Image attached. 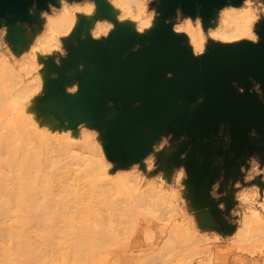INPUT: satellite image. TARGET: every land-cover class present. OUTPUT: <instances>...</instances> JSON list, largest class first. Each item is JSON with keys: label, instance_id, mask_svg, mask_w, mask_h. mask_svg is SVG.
<instances>
[{"label": "rangeland", "instance_id": "1", "mask_svg": "<svg viewBox=\"0 0 264 264\" xmlns=\"http://www.w3.org/2000/svg\"><path fill=\"white\" fill-rule=\"evenodd\" d=\"M167 5L0 14V264H264V0Z\"/></svg>", "mask_w": 264, "mask_h": 264}, {"label": "water", "instance_id": "2", "mask_svg": "<svg viewBox=\"0 0 264 264\" xmlns=\"http://www.w3.org/2000/svg\"><path fill=\"white\" fill-rule=\"evenodd\" d=\"M42 2L43 0H0V14L2 12H9L12 14H18L20 11L23 10L25 7L26 2ZM242 0H231L233 3H240ZM103 3V2H101ZM223 0H168V5L166 6L165 10H168L180 7L182 10L191 13L194 11L195 7H199L202 10L209 11L212 7L222 5ZM154 36V37H153ZM159 36V34H158ZM261 42L257 45L256 50L253 53V58L255 63L257 64V75L259 81L264 89V30L261 33ZM151 42H154L157 36L154 34L151 36ZM153 52L157 53L158 61L162 66H183L185 61L183 59L172 60L171 55H168L167 48L159 47V45H155L152 47ZM215 58L217 56L213 55Z\"/></svg>", "mask_w": 264, "mask_h": 264}, {"label": "bare ground", "instance_id": "3", "mask_svg": "<svg viewBox=\"0 0 264 264\" xmlns=\"http://www.w3.org/2000/svg\"><path fill=\"white\" fill-rule=\"evenodd\" d=\"M235 15H236V13H234V14H229V15H227V17L225 18L226 19V21H228L229 22V24H235V21H234V19L236 18L235 17ZM95 16L97 17V18H102V17H104L106 20H108V22H110L112 25H111V27L113 28V32H114V35H122L124 32H123V26H122V23L120 22V20H118L117 19V16L115 15V12H114V10H112L106 3H100V4H98L97 5V7H96V14H95ZM242 17V16H241ZM240 17V18H241ZM101 20V19H100ZM123 24H125V25H130L131 26V24H130V22H128V23H123ZM149 59V58H148ZM244 62V61H243ZM241 63V62H240ZM239 63V64H240ZM238 64V63H237ZM237 64H236V66H237ZM232 65V64H231ZM245 65H246V63H245ZM240 66H242V65H240ZM233 67V66H232ZM139 69V68H138ZM90 71H88V72H86V73H88L89 75L88 76H93V74H95L96 75V73L94 72V73H89ZM86 73H84V74H86ZM128 73V72H127ZM83 76H86V75H84L83 73H81ZM126 74V73H125ZM82 75H78V76H82ZM126 75H128V74H126ZM99 76V75H98ZM114 78V80L112 79V81H115V80H118L117 79V76H113ZM79 78V77H78ZM82 77H80V79H81ZM83 78H85V77H83ZM89 78V77H88ZM88 78L85 80V81H87L88 80ZM108 78V77H107ZM135 78V77H134ZM134 78H132V81H134V82H132L131 81V79L129 80V83L131 82V83H135V79ZM96 80H97V77L95 78ZM134 79V80H133ZM84 80H83V83H84ZM92 80V79H91ZM80 82H82V81H80ZM88 82H89V80H88ZM95 82V81H94ZM93 82V83H94ZM83 83H81V84H83ZM91 83V82H90ZM92 83V84H93ZM128 83V81L126 82V84ZM87 84V83H86ZM91 84V85H92ZM126 84H124L123 86H125ZM89 85V84H88ZM83 86V85H82ZM88 87H90V86H88ZM87 88V87H86ZM84 89V88H83ZM122 89V88H121ZM129 95H131V94H129ZM26 97H24L23 99H25ZM22 99V100H23ZM14 105H17V106H20V102H17V101H15L14 102ZM29 155V154H28ZM32 157V156H31ZM34 157V156H33ZM29 158V157H28ZM20 161V159L18 158H12V160H11V162H13L14 163V161L16 162V164H17V161ZM28 160V159H27ZM18 161V162H19ZM24 161V160H23ZM30 162V161H29ZM31 162H32V160H31ZM34 162V161H33ZM27 163V162H26ZM26 163H24V162H22V165L23 164H25V167L27 166V164ZM31 164V163H30ZM30 166V165H29ZM82 229H84V231H83V234H87V232L85 231V230H87L88 232H89V230L88 229H86L85 228V226H83L82 227Z\"/></svg>", "mask_w": 264, "mask_h": 264}, {"label": "clouds", "instance_id": "4", "mask_svg": "<svg viewBox=\"0 0 264 264\" xmlns=\"http://www.w3.org/2000/svg\"><path fill=\"white\" fill-rule=\"evenodd\" d=\"M48 7H53V5L49 4ZM32 11H33L32 9H29V13L30 14L32 13ZM176 11H181V10L178 8V9H176ZM153 12H154V17L156 18L159 15V13L156 11L155 8L153 9ZM189 18H191V17H189ZM258 19L259 18L257 17V20ZM211 20H212V18L209 19V23H211ZM197 22H198V24L202 23L203 22V18L202 17H197ZM165 23L166 24L170 23V21L169 20H165ZM148 27H149V24L147 22H145L144 28H148ZM144 28L140 29L142 34H144ZM251 40H252L253 43H258L259 42V36L257 34H255V33H253L252 36H251ZM201 56H203V55H201ZM202 100H203V97L199 98L197 102L200 103V102H202Z\"/></svg>", "mask_w": 264, "mask_h": 264}]
</instances>
